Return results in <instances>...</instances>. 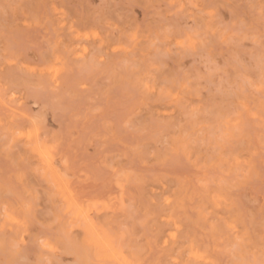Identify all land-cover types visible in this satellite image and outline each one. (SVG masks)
<instances>
[{
  "label": "rangeland",
  "instance_id": "1",
  "mask_svg": "<svg viewBox=\"0 0 264 264\" xmlns=\"http://www.w3.org/2000/svg\"><path fill=\"white\" fill-rule=\"evenodd\" d=\"M263 81L264 0H0V264H259Z\"/></svg>",
  "mask_w": 264,
  "mask_h": 264
},
{
  "label": "bare ground",
  "instance_id": "2",
  "mask_svg": "<svg viewBox=\"0 0 264 264\" xmlns=\"http://www.w3.org/2000/svg\"><path fill=\"white\" fill-rule=\"evenodd\" d=\"M74 7H75V6H74ZM83 31H84V30H83ZM84 33H85V32H84ZM75 38H76V36H75ZM80 40H81V38H80ZM65 53H66V52H65ZM263 82H264V81H263ZM259 83H260V82H259ZM260 85H261V84H260ZM121 87H122V86H121ZM117 88H118V87H117ZM121 90H122V89H121ZM258 94H259V93H258ZM170 95H171V94H170ZM262 97H263V96H262ZM262 99H263V98H262ZM92 105H93V104H92ZM36 106H37V105H36ZM240 106H241V105H240ZM241 107H242V106H241ZM242 110H243V108H242ZM244 112H245V111H244ZM239 113H240V112H239ZM247 114H248V112H247ZM243 115H244V114H243ZM243 115H242V116H243ZM254 117H255V116H254ZM103 119H104V118H103ZM243 119H244V117H243ZM244 120H245V119H244ZM258 120H259V118H258ZM191 123H192V122H191ZM259 125H260V123H259ZM246 126H247V125H246ZM189 127H190V125H189ZM243 128H247V127H244V126H243ZM61 129H62V128H61ZM191 129H192V128H191ZM191 129H190V130H191ZM193 129H194V128H193ZM225 129H226V128H225ZM225 129H224V130H225ZM228 129H229V128H228ZM228 129H227V130H228ZM241 130H243V129H241ZM192 131H193V130H192ZM228 131H230V130H228ZM236 131H237V130H236ZM245 131L247 132V129H245ZM245 131L243 130V132H245ZM185 132H187V131H185ZM233 132H234V131H233ZM190 133H193V132H190ZM190 133H189V134H190ZM248 134H249V133H248ZM183 135H184V134H183ZM193 135H194V133H193ZM193 135L191 134L189 137H191V136H193ZM227 135H228V134H227ZM230 135H231V134H230ZM231 136H232V135H231ZM187 137H188V136H187ZM187 137H186V138H187ZM223 138H224V137H223ZM235 138H236V137H235ZM250 138H251V137H250ZM188 139H189V138H188ZM190 139H191V138H190ZM184 140H185V139H184ZM222 140H223V139H222ZM180 141H183V140L181 139ZM180 141H179V142H180ZM186 141H187V140H185V142H186ZM188 142H190V141L188 140L187 143H188ZM223 142H224V145H225V141H224V140H223ZM220 143H222V142H220ZM251 143H252V142H251ZM178 144H179V143H178ZM182 144H183V143H182ZM252 144H253V143H252ZM179 145H180V144H179ZM183 145H184V144H183ZM183 145H182V148H183ZM235 145H236V144H235ZM235 145H234V146H235ZM176 147H178L179 150L181 149L179 146H176ZM230 148H231V147H230ZM262 149H263V148H262ZM183 150H184V149H183ZM234 151H236V150H234ZM37 152H38V151H37ZM52 152H53V151H52ZM180 152L183 153L182 151H180ZM185 152H186V150H185ZM253 153H254V152H253ZM183 154H185V153H183ZM186 154H187V153H186ZM186 156H187V155H186ZM228 157H230V156H228ZM220 158H221V157H220ZM224 158H225V156H224ZM252 158H253V157H252ZM221 160H222V159H221ZM223 161H224V159H223ZM45 162L47 163V161H45ZM52 162H53V161H52ZM210 162H211V161H210ZM207 164H209V161H208ZM54 166H55V165H54ZM216 166H217V165H216ZM243 166H244V165H243ZM206 167H207V166H206ZM208 167H209V166H208ZM245 167H246V166H245ZM247 167H248V166H247ZM238 168H239V167H238ZM204 169H205V168H204ZM210 169H211V168H210ZM210 169H209V171H210ZM247 169H248V168H247ZM104 170H105V169H104ZM211 170H212V169H211ZM203 171H204V170H203ZM251 171H252V170H251ZM61 173H62V172H61ZM123 174H124V173H123ZM123 174H121V177H122ZM125 174H126V172H125ZM230 174H231V173H230ZM234 174H235V173H234ZM237 174H239V172H238ZM237 174H236V175H237ZM202 175H203V174H201V176H202ZM211 175H212V174H211ZM242 175H243V173H242ZM119 176H120V175H119ZM208 176H209V175H208ZM208 176H207V178L209 179ZM54 177H55V176H54ZM121 177H118V178L120 179ZM202 177H203V176H202ZM204 177H205V176H204ZM211 177H212V176H211ZM211 177H210V178H211ZM250 177H251V176H250ZM50 178H51V177H50ZM118 178H117V179H118ZM119 179H118L117 181H120ZM125 179H126V178H125ZM125 179L123 180V182H125ZM196 180H198V179H196ZM50 181H51V180H50ZM106 181H107V180H106ZM106 181H105V183H106ZM131 181H132V180H131ZM209 181H211V179H210ZM226 181H227V180H226ZM121 182H122V181H121ZM181 182H183V181H181ZM184 182H185V181H184ZM220 182H221V181H220ZM131 183H132V182H131ZM186 183H187V182H186ZM223 183H224V182H223ZM60 184H61V183H60ZM129 184H130V183H129ZM184 184H185V183H184ZM187 184H188V183H187ZM197 184H198V183H197ZM221 184H222V183H221ZM207 185H208V184H207ZM222 185H223V184H222ZM184 186L186 187V185H183L182 187H184ZM66 187H67V186H66ZM191 187H192V186H191ZM199 187H200V186H199ZM218 187H219V185H218ZM190 189L193 190V189H195V187L190 188ZM190 189H189L188 191H190ZM202 189H204V188H201V190H202ZM88 190H89V189H88ZM88 190H87V191H88ZM100 190H101V189H100ZM184 190H185V189H184ZM204 190H205V189H204ZM217 190H218V189H217ZM225 190H226V189H225ZM193 191H194V190H193ZM193 191H192V192H193ZM195 191H196V190H195ZM202 191H203V190H202ZM206 191H207V190H206ZM88 192H89V191H88ZM103 192H104V191H103ZM204 192H205V191H204ZM183 193H184V191L182 192V194H183ZM218 193H219V192H218ZM92 194H93V193H92ZM191 194H192V193H191ZM195 194H196V193H195ZM208 194H209V193H208ZM74 195H75V194H74ZM93 195H94V194H93ZM185 195H186V194H185ZM201 195H202V193H201ZM209 195H210V194H209ZM228 195H229V194H228ZM67 196H68V195H67ZM71 196H72V195H71ZM180 196H182V195H180ZM187 196H188V195H187ZM202 196H203V195H202ZM229 196H230V195H229ZM74 197H75V196H74ZM76 197H78V196L76 195ZM185 197H186V196H185ZM191 197H192V195H191ZM216 197H217V196H216ZM79 198H80V197H79ZM188 198H189V197H188ZM188 198H187V199H188ZM189 199H190V198H189ZM189 199H188V200H189ZM191 199H194V197L191 198ZM199 199H200V198H199ZM204 199H205V197H204ZM234 199H235V198H234ZM75 200H76V199H75ZM184 200H185V199H184V197H183V201H184ZM196 200H197V199H196ZM200 200H201V199H200ZM206 200H207V199H206ZM209 200H210V199H209ZM76 201H77V200H76ZM78 201L81 202V201H83V200H78ZM85 201H86V200H85ZM190 201H191V200H190ZM207 201H208V200H207ZM210 201H211V200H210ZM234 201H235V200H234ZM83 202H84V201H83ZM87 202H88V201H87ZM90 202H91V201H90ZM187 202H188V201H187ZM213 202H214V201H213ZM185 203H186V202H185ZM194 203H195V202H194ZM203 203H204V202H203ZM206 203H207V202L205 201V205H208V204H206ZM208 203H209V202H208ZM238 203H239V202H238ZM92 204H93V203H92ZM188 204H190V203L188 202ZM211 204H212V203H211ZM236 204H237V203H236ZM191 205H192V204H191ZM83 206H84V205H83ZM94 206H97V205L95 204ZM109 206H110V205H109ZM174 206H175V204H174ZM186 206H187V205H186ZM186 206L184 205V207H186ZM213 206H214V204H213ZM238 206L240 207V204H238ZM79 207H80V206H79ZM88 207H89V206H88ZM97 207H99V204H98ZM122 207H123V206H121V209H122ZM215 207H216V206H215ZM91 208H93V207L91 206ZM123 208H124V207H123ZM188 208H189V207H188ZM203 208H204V207H203ZM237 208H238V207H237ZM17 209H18V208H17ZM80 209H81V208H80ZM101 209H102V208H101ZM149 209H150V208H149ZM176 209H178V208L175 206V210H176ZM186 209H187V208H186ZM191 209H192V208H191ZM238 209H240V208H238ZM18 210H19V209H18ZM87 210H88V208H87ZM89 210H90V207H89ZM99 210H100V208H99ZM110 210H111V209H110ZM152 210H153V209H152ZM152 210H151V211H152ZM179 210H180V209H178V211H179ZM221 210H222V209H221ZM153 211H154V213H155L157 210H156V211L153 210ZM173 211H174V210H173ZM182 211H183V210H182ZM185 211H186V210H185ZM187 211H188V210H187ZM187 211H186L187 214H188V212L190 213V210H189L188 212H187ZM241 211H242V213L244 212L243 210H241ZM15 212H16V210H15ZM94 212H95V211H94ZM157 212H159V211H157ZM169 212H170V211H169ZM175 212H177V211H175ZM183 212H184V211H183ZM183 212H182V213H183ZM16 213H17V212H16ZM184 213H185V212H184ZM97 214H98V213H97ZM179 214L182 215L181 213H179ZM190 214H192V213H190ZM23 215H24V214H23ZM84 215H85V214H84ZM147 215H148V214H147ZM172 215H173V214H172ZM188 215H189V214H188ZM207 215H208V214H207ZM143 216H144V215H143ZM184 216H185V215H184ZM184 216H183V217H184ZM191 216H194V215H191ZM203 216H205V214H204ZM242 216L244 217V215H242ZM21 218H23V217L21 216ZM25 218H26V217H25ZM193 218L195 219V217H193ZM204 218H205V217H204ZM245 218H246V217H245ZM141 220H142V218H141ZM88 221H89V220H88ZM97 221H98V220H97ZM109 222H111V221H109ZM12 223H13V222H12ZM92 223H93V222H92ZM139 223H140V221H139ZM184 223H185V222H184ZM210 223H211V222H210ZM244 223H245V222H244ZM246 224H247V222H246ZM12 225H13V224H12ZM16 225H17V224H16ZM18 225H19V224H18ZM24 225H25V224H24ZM96 225H97V223H96ZM213 226H214V225H213ZM248 226H249V225H248ZM14 227H15V226H14ZM14 227H13V228H14ZM17 227H18V226H17ZM140 227H141V226H140ZM204 227H205V226H204ZM210 227H211V226H210ZM26 228H27V227H26ZM113 228H114V227H113ZM141 228H142V227H141ZM195 228H196V227H195ZM222 228H223V227H222ZM14 229H15V228H14ZM18 229H19V227L17 228V230H18ZM94 229H95V228H94ZM100 229H101V228H100ZM146 229H147V228H146ZM196 229H198V228H196ZM196 229H195V230H196ZM15 230H16V229H15ZM15 230H14V231H15ZM17 230H16V231H17ZM95 230H96V229H95ZM95 230H94V231H95ZM16 231H15V232H16ZM97 231H98V230H97ZM97 231H96V233H97ZM147 231H148V230H147ZM196 231H198V230H196ZM250 231H251V229H250ZM18 232H19V231H18ZM58 232H59V234H63L65 231L62 232V231H59V230H58ZM99 232H100V230H99ZM198 232H199V231H198ZM202 233H203V232H202ZM14 234H16V233H14ZM64 234H65V233H64ZM64 234H63V236H64ZM148 234H150V233L147 232V235H148ZM194 234H195V232H194ZM250 234L252 235V232H251ZM102 235H103V234H102ZM106 235H107V233H106ZM109 235H110V234H109ZM113 235H114V234H113ZM125 235H126V234H125ZM196 235H197V234H195V236H196ZM202 235H203V234H202ZM211 235H212V234H211ZM214 235H215V234H213V236H214ZM216 235H218V234H216ZM68 236H69V235H68ZM97 236H98V235H97ZM104 236H105V235H104ZM107 236H108V235H107ZM148 236H149V235H148ZM195 236H194V237H195ZM205 236H206V235H205ZM205 236L203 235V237H205ZM207 236H208V235H207ZM207 236H206V237H207ZM66 237H67V236H66ZM99 237H100V236H99ZM105 237H106V236H105ZM109 237H110V236H109ZM109 237H108V240L111 239V237H110V239H109ZM114 237L116 238L115 235H114ZM126 237H128V236L126 235ZM150 237H151V236H150ZM208 237H210V236H208ZM252 237H253V235H252ZM54 238L56 239V236H55ZM54 238H53V239H54ZM112 238H113V237H112ZM211 238H212V237H211ZM127 239H128V238H126L125 240H127ZM204 239H206V238H204ZM56 240H57V239H56ZM113 240H114V238H113ZM125 240H124V242H126ZM131 240H132V239H131ZM146 240H147V238H146ZM179 240H180V239H179ZM197 240H198V239H197ZM208 240H210V238H208ZM253 240H254V239H253ZM61 241H62V240H61ZM61 241H60V237H59V242H58V244H59ZM67 241H68V240H67ZM77 241H78V240H77ZM101 241H102V240H101ZM103 241H104V240H103ZM148 241H149V240H148ZM198 241H199V240H198ZM213 241H214V240H213ZM68 242H69V241H68ZM205 242H206V240H205ZM208 242H209V241H208ZM210 243H212V242L210 241ZM210 243H207V244L209 245ZM61 244H62V242H61ZM65 244H66V242H65ZM65 244H64L63 246H65ZM73 244H74V242H73ZM103 244H104V243H103ZM115 244H116V243H115ZM152 244H153V243H152ZM222 244H223V243H222ZM67 245H71V243H70V244H67ZM82 245H85V244H82ZM99 245H100V244H99ZM61 246H62V245H61ZM106 246H107V244H106ZM210 246H211V245H210ZM71 247H72V245H71ZM76 247H78V246L76 245ZM76 247H75V245H74V249H72V251H74L75 253H76V251H78V250L75 251ZM79 247H81V246L79 245ZM79 247H78V248H79ZM84 247H87V245H85ZM98 247H99V246H98ZM69 248H70V247H69ZM69 248L66 247L65 249L70 250ZM72 248H73V247H72ZM82 248H83V247H82ZM107 248H108V247H107ZM110 248H111V247H110ZM113 248H114V247H113ZM115 248H116V247H115ZM119 248H120V247H119ZM200 248H201V247H200ZM205 248H206V247H205ZM211 248H212V247H211ZM63 249H64V247H63ZM65 249H64V250H65ZM85 249H86V248H85ZM88 249H89V248H88ZM108 249H109V248H108ZM209 249H210V248H209ZM215 250H216V249H215ZM70 251H71V250H70ZM82 251H83V249H82ZM82 251H81V252H82ZM209 251H210V250H209ZM211 251H212V249H211ZM66 252H68V251H66ZM84 252H85V251H84ZM218 252H219V251H218ZM220 252H221V251H220ZM68 253H69V252H68ZM75 253H73V254H75ZM79 253H80V251H79ZM86 253H87V252H86ZM222 253H223V251L221 252V254H222ZM69 254H70V253H69ZM73 254H72V255H73ZM88 254H89V251H88ZM208 254H211V253H208ZM221 254H220V255H221ZM113 255H114V254H113ZM76 256H77L76 258H78V254H76ZM79 256H80V255H79ZM89 256H90V254H89ZM89 256L87 255V256H85V258H84V255H83L82 258H84V260L86 259V257H87V259H90V258H88ZM208 256H210V255H208ZM212 256H213V255H212ZM249 256H250V255H248V257H249ZM115 257H116V256H115ZM221 257H222V255H221ZM91 258H92V257H91ZM102 258H103V256H102ZM233 258H234V257H233ZM235 258H236V257H235ZM250 258H251V256H250ZM79 259H80V258H78V260H79ZM131 259H132V258H131ZM213 259H214V258H213ZM238 259H239V257H238ZM252 259H253V258H252ZM93 260H94V259H93ZM93 260H92V261H93ZM155 260H156V259H155ZM221 260H222V258H221ZM245 260H247V259L245 258ZM96 261H97V260H95V262H96ZM105 261H106V260H104V262H105ZM110 261H112V260H110ZM151 261H153V260H151ZM217 261H218V260H217ZM239 261H240V259H239ZM250 261H251V259H250ZM254 261H255V260H254ZM88 262H89V260H88ZM101 262H103V260H102ZM252 262H253V261H252ZM151 263H152V262H151ZM201 263H202V262H201ZM255 263H256V262H255ZM109 264H110V263H109ZM122 264H123V263H122ZM253 264H254V263H253Z\"/></svg>",
  "mask_w": 264,
  "mask_h": 264
},
{
  "label": "snow or ice",
  "instance_id": "3",
  "mask_svg": "<svg viewBox=\"0 0 264 264\" xmlns=\"http://www.w3.org/2000/svg\"><path fill=\"white\" fill-rule=\"evenodd\" d=\"M41 243H44L43 241H41ZM259 264H264V258H262L259 262Z\"/></svg>",
  "mask_w": 264,
  "mask_h": 264
}]
</instances>
